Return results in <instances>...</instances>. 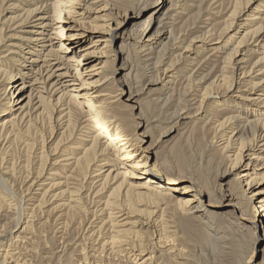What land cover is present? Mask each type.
Returning <instances> with one entry per match:
<instances>
[{
	"label": "rangeland",
	"instance_id": "374dc122",
	"mask_svg": "<svg viewBox=\"0 0 264 264\" xmlns=\"http://www.w3.org/2000/svg\"><path fill=\"white\" fill-rule=\"evenodd\" d=\"M160 1L104 0L96 5L136 20L117 41L96 50L93 65L100 63L103 69L95 113L71 103V128L65 130L56 126L48 104L29 118L19 116L11 126L10 116L0 117V264H264V230L256 234L244 224L261 197L243 199L244 214L224 210L207 220L184 210L176 196L150 190L142 196L133 189L134 180L90 174L104 158V139L95 147L89 142L90 118L101 113L129 145L148 142L151 165L165 180L183 178L211 199L223 189L240 197L245 189L237 182L242 169L222 180L234 163L231 151L250 144V139L229 138L232 116L239 111L231 91L241 78L230 50L244 44L248 77L253 64L264 58L258 51L264 43L252 50L246 34L264 27V16L249 25L254 15V6L246 9L250 0H162L159 8ZM58 6V0H0V112L13 97L27 51L15 48L16 54H10L11 45L22 42L11 36L24 32L18 27L25 19V30L37 24L32 10L43 8L54 16ZM238 26L243 28L233 34ZM163 28L168 39L143 51L146 35ZM227 42L228 48H222ZM12 74L16 77L5 80ZM251 79L243 81L244 89ZM64 151L73 160L54 165V155H66ZM107 154V162L120 169L112 152ZM123 211L129 223L120 227Z\"/></svg>",
	"mask_w": 264,
	"mask_h": 264
},
{
	"label": "bare ground",
	"instance_id": "6f19581e",
	"mask_svg": "<svg viewBox=\"0 0 264 264\" xmlns=\"http://www.w3.org/2000/svg\"><path fill=\"white\" fill-rule=\"evenodd\" d=\"M102 1L104 0H94L92 3H89L88 0H65L64 3H60V0H58L59 6L58 8L56 7L57 10L54 16L49 15V13H44L43 8H36L29 12L31 13L30 17L35 18L36 25L30 30H25V19L21 22L19 27L17 26L18 29L24 30V32H22L20 36L13 35L11 37L22 42L20 46L12 44L9 53L16 54L15 48L20 50L27 47V51L24 55L25 58L23 57L25 60L23 63L24 69H22V73H20L18 78L13 82V97L7 104L8 108L3 112L1 111L2 114H0V117H2L3 114L10 116L9 118L11 119L7 122L10 126L13 120H16L19 116H32L33 113L45 108L46 104L49 105L50 115L53 117L59 130L71 128L73 115L72 105L74 103L76 105V102H79V105H83L88 108L89 111L95 113L100 98L96 96L100 86L98 79L101 75L100 71L103 69L100 63L93 65L94 62H96L94 60L95 55L98 53L96 50L106 47H103V45L117 41L119 35H123L122 32L126 30V27L128 28V25L134 23L136 20V17L128 14L112 15L109 9H107V6L97 8L96 5ZM255 1L256 0H250L246 7L248 10L252 9L254 6V9H252L254 15L248 20L250 22L249 25L261 20L260 17L262 15L264 16V11H261L264 5L258 4L255 6ZM261 3H264V0H262ZM162 5L163 2L161 0L160 5L157 7L160 8ZM87 13L90 15L88 16ZM28 17L29 15L27 18ZM83 19H87L88 22H83ZM262 20L264 22V18ZM98 22L102 24H97ZM149 23L150 22L147 21L146 25ZM241 28L243 27L238 26L232 33L237 34ZM1 31L4 30L1 29L0 32ZM166 31L163 28L162 32H154L150 35L148 33L145 37L146 39L142 42V50L151 51L160 46L162 41L168 39L166 38V35H168ZM149 32L151 33L152 30ZM246 35H250L252 46H255L252 50L259 49V45L264 43L263 26L247 32ZM91 41L92 44H94L89 46V42ZM194 42L196 41H192V44ZM241 43L240 41L239 44L230 50V62L234 65L235 69H238L241 78L238 79L239 82L235 84V87L232 86L231 92L237 95L235 97L239 101L237 103L239 111L236 116H232L233 118L231 120L233 123L229 126L231 129L229 138L250 139V144L248 143L242 146V148L237 149V152L231 151L234 153L231 154L233 155V166L222 177L223 182H226L231 176H235L238 170L242 169L238 173L237 182H239L242 189L243 187H245V189L241 192L242 194L240 193V197L223 189L220 191L218 197L211 199L199 188L195 187V185L190 186L183 178L165 180L151 165L152 156L147 148L148 142L142 139L138 141V144L129 145L128 138L119 131H115L113 127L104 120L101 113L96 114V117L92 115L90 118L93 134L95 132L98 134L96 136L92 134V139L89 142L95 147L100 145L101 138L102 140L104 139L105 148L102 151V153H104V158L100 165H94L96 168L92 169L90 174L93 176L94 173L93 177L95 179H109L112 174H116V176H113L116 177V179L123 178L130 181L134 180L136 183L133 185V189L142 196L145 195V193L142 192L145 190H150L152 193L163 196H176L182 199L181 206L184 210L192 214H197L198 217L205 219L224 210L244 214L246 210L243 207V199L252 201L261 197L259 200L260 206L256 208V211L252 212L249 218L244 219V224L256 234L264 230V174L258 177L264 170V70L263 67L260 68V64L264 62V58L253 64L248 72V77H246L247 75L245 72L248 68L244 65L246 61L242 56L243 52L247 49L244 44ZM227 44L228 42L222 45V48H228ZM258 51L264 54V47ZM11 77L15 78L16 76L12 74L5 80ZM170 78L172 79L168 80L167 84L171 83L174 77ZM246 78H252V81L247 82L246 89H244L242 84ZM121 91L122 94L126 93L125 89ZM68 94H71L70 100L66 98ZM79 97L80 99L78 100ZM73 100L75 101L73 102ZM206 102L207 100L202 102L203 105H205ZM27 103H29V106ZM229 122L231 123V121ZM68 146L70 145L68 144ZM109 151L110 153L112 152L114 157L120 162V169L115 165H110V162H107V153H109ZM64 152L66 155H59V153L54 155L52 158L54 165H60L61 162L65 161L67 163V161L73 160V154L70 157V154L67 155V151ZM191 194H193V196H191ZM123 212H121L119 216L122 218L119 224L120 227L129 223L125 222L128 218L125 217L127 214H125V212L123 214ZM133 225L132 227H135ZM112 227L117 228L114 226Z\"/></svg>",
	"mask_w": 264,
	"mask_h": 264
}]
</instances>
